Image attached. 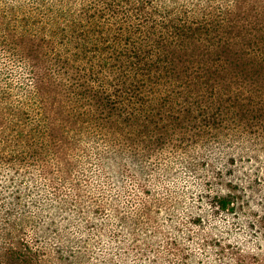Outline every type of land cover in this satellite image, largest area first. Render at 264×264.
Masks as SVG:
<instances>
[{"label":"rangeland","instance_id":"374dc122","mask_svg":"<svg viewBox=\"0 0 264 264\" xmlns=\"http://www.w3.org/2000/svg\"><path fill=\"white\" fill-rule=\"evenodd\" d=\"M45 7L0 0V264H15L23 237L33 256L26 264H264V99L246 111L224 102L220 120L186 132L168 116L158 127L169 133L150 125L116 139L64 127L60 96L48 93L47 107L58 111L48 120L41 74L35 88L34 68L3 36V13L19 29L22 16ZM114 75L103 74L105 85ZM171 90L143 91L149 110ZM174 98L181 107L193 96ZM220 196L228 208L217 206Z\"/></svg>","mask_w":264,"mask_h":264},{"label":"trees","instance_id":"16d2710c","mask_svg":"<svg viewBox=\"0 0 264 264\" xmlns=\"http://www.w3.org/2000/svg\"><path fill=\"white\" fill-rule=\"evenodd\" d=\"M39 1L47 7L38 17L33 8L22 16L23 27L6 24L5 17L15 19L4 13L1 20L4 39L34 68L35 88L41 74L43 90L37 93L48 120L57 111L46 105L51 91L60 96L54 102L64 127L80 125L115 139L125 132L148 133L150 125L169 133L165 125L158 127L163 116L182 123L186 132L190 124L199 127L197 121L220 120L224 102H237L242 111L263 103L264 0ZM50 69L68 77L69 87ZM108 71L115 75L105 85ZM161 87H170L171 94L158 97L159 108L149 110L153 99L143 91ZM183 90L193 98L178 107L174 96ZM230 202L220 196L216 204L226 209ZM19 240L22 253L12 251L11 258L29 263L33 256L23 251L24 237Z\"/></svg>","mask_w":264,"mask_h":264}]
</instances>
